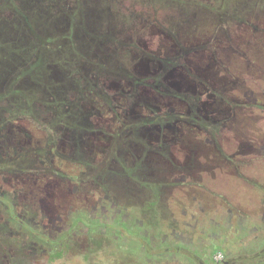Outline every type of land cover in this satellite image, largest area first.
Wrapping results in <instances>:
<instances>
[{
	"label": "rangeland",
	"instance_id": "1",
	"mask_svg": "<svg viewBox=\"0 0 264 264\" xmlns=\"http://www.w3.org/2000/svg\"><path fill=\"white\" fill-rule=\"evenodd\" d=\"M234 42L243 51L242 47L251 45L250 56L264 63V0H0V162L6 163L0 166L38 171L39 159L51 142L56 150L49 152L52 158L60 154L69 159L75 142L78 149L81 142L90 143L93 147L85 144L89 155L100 156L112 148L121 157L109 171L119 175L124 161L131 164L132 158L142 154L153 165L151 158L158 155L144 151L139 144L129 148L125 143L168 139L178 144L177 159H191L198 148L192 141L189 145L188 139L197 137L198 128L187 122L210 123L211 129H217L212 109L220 105V92L206 86L205 77H217L213 73L220 52L234 53ZM231 61L242 67L241 59L232 56ZM206 87L209 91L205 92ZM140 119L147 124L136 127ZM9 120L20 122L18 134L11 135L6 126ZM123 121L129 122L121 126ZM130 122L135 124L129 130ZM160 151L167 156L168 147ZM162 159L166 158L158 157ZM207 174L201 171L203 184L219 189L227 198L222 210L234 204L244 217L243 224L255 225L254 231L248 234L247 228L238 229L235 212L226 222L219 217L220 210L215 219L220 225L201 221L190 233L181 208L171 217L166 207L167 202L172 204L171 198L160 197L166 209L157 218L155 237H150L152 230L137 242L129 234L127 241L112 243L105 236H90L92 240L83 246L71 240L57 250V245L42 241L43 233L44 237L53 233L51 223L30 220L32 223H24L17 232L8 225L0 204V264H145L146 254H157L156 263L199 264L188 257L200 253L198 244L204 249L216 247L217 258L225 252L235 256L251 241L257 253L264 233L259 220L264 189L253 178L222 173L212 178ZM111 179L102 178L101 183L110 186ZM166 179L165 174L158 177V181ZM199 180L192 178L193 184ZM103 190L112 198H124L123 189ZM102 194H97L98 200ZM57 198L56 191L48 195L55 204ZM93 198L90 209L96 201ZM202 199L207 206L218 203L211 194H203ZM139 200L145 201L141 196ZM174 201L184 206L182 189H174ZM99 203L110 205L106 199ZM71 206L72 202L61 204L60 211L66 207L67 212ZM89 210H82L84 218ZM74 213L73 209L66 214L67 222ZM172 218L176 234L183 237L170 233ZM201 229L218 231L221 236L199 237ZM35 233L38 235L33 237ZM263 256L261 250L251 262L263 264Z\"/></svg>",
	"mask_w": 264,
	"mask_h": 264
},
{
	"label": "flooded vegetation",
	"instance_id": "2",
	"mask_svg": "<svg viewBox=\"0 0 264 264\" xmlns=\"http://www.w3.org/2000/svg\"><path fill=\"white\" fill-rule=\"evenodd\" d=\"M234 44L237 45V49L232 51L234 53L228 54L226 49H222L220 52L213 73L217 77H205L206 86L220 92L217 96L220 105L215 110L212 109V114H215L212 123L217 125V129H211L210 123L187 122L189 125L192 124L198 128L197 137L194 140L188 139L189 145L192 141L198 148V152L191 159H177L175 152L178 151V144L168 139H163L162 142L161 139H154L151 143L147 140V144L125 143L124 145L129 148L139 144L144 151H152L158 155L151 158L153 165L149 164V161L146 157H142V154L132 158L131 164L124 161L125 164H120L122 174L119 175L109 171L112 167L111 164L120 163L118 158L121 157L120 153L114 154L112 148L108 153L104 151L100 156L89 155L85 153L87 150L85 144L88 147H93L90 143L81 142V147L78 149L79 145L75 142L73 153L68 155L69 159L60 154H56L52 158L49 157V152L55 149L54 143L51 142L50 148L42 155V159H39L41 167L38 171H15L9 170V168L3 169L0 166V189L3 190L0 192V204L1 208L3 206L5 209L8 225L15 226V230L18 232L19 228L26 222L41 224L42 220H46L52 224L53 233H49L47 237H44L45 234L43 233L42 241L53 246L57 245L55 247L58 248L57 250L62 249L71 240L76 241V243L79 242L83 246L92 238L90 236H105L106 240L112 243L113 240L115 242L127 241L126 235L129 234L131 239H135L137 242L142 236L148 235V230H152L150 237H155L159 227L157 218L166 207L169 210V215L173 218H175V210L181 208L182 215L187 217L188 221L185 224L190 227V233L191 231L193 233L197 226L201 225V221L206 223L207 220V224L220 225L215 219L219 211L222 210V202L226 196L220 193L219 189L206 185L205 182L203 184L201 171H204L205 174L208 173L207 175L212 178H216L219 173H222L250 179L251 176L247 171L254 154L264 156V63L250 56L249 48L251 45L247 44V49L242 47L243 51L239 46L240 43L234 42ZM224 55H226L225 58ZM232 56L238 60L241 59L242 67L233 64ZM207 90L206 87L205 92ZM214 96L216 98V95ZM206 118L209 116L206 115ZM125 122L129 121H123L120 125L122 126ZM134 124L131 123L129 130ZM146 124L140 119L136 127H143ZM6 126L8 129L11 128V135L18 134L22 127L18 120L11 122L9 120ZM147 145L153 146V149H146ZM166 146L168 147L167 156L160 151ZM116 150L120 151L121 148ZM127 150L123 149L124 152ZM78 151H80L79 154ZM124 155L127 159V154ZM158 157L166 159L160 161ZM0 164L6 163L2 161ZM149 166L150 168H148ZM150 169L152 170L151 174ZM163 174L167 179L158 181L159 175ZM110 177H112L110 186L101 183L102 178L105 181H110ZM196 177H199L200 180L198 184H193L192 178ZM116 180L121 181V185L119 183L117 185ZM93 189L100 191H93ZM103 189H123L121 192L124 193V198L121 199L122 196L112 198V195L109 192L105 193ZM154 189H159V191ZM174 189H182L185 197L184 206L180 207L181 203L174 201ZM52 191L57 193L58 204L48 199V195L50 196ZM98 193H103L102 196H99V200L97 198ZM203 194H211L218 200V203L212 206L205 205L202 199ZM6 195L10 197L7 198ZM139 196L145 201L140 202ZM160 197H165L167 200L171 198L172 204L167 202L166 207L164 204L162 206L160 203L162 198ZM92 198L93 200L96 198V201L90 209ZM126 198L127 200H125ZM104 199L110 205H104V203L100 205L99 201ZM71 202L73 206L67 209V212L66 207L60 211L61 204L64 206ZM226 203L228 204V202ZM137 206H141V209ZM9 208L11 210L10 215L7 214ZM35 209L37 212L34 215L28 213ZM73 209L75 210L74 216L67 222L66 216ZM85 209H90L86 218L83 217L82 211ZM64 211L67 215L63 216L62 212ZM233 212H235L238 220V229L247 228L248 234L256 229L255 225L243 224V215L232 203L221 211L219 217H223L226 222H229L234 215ZM173 218L172 221L168 222V226L171 227L170 233L175 234L174 237H183L182 233L176 234L177 231L174 227L176 220ZM259 220L264 225V208ZM56 223L58 224L56 225ZM42 226L46 228L47 224H42ZM203 234L215 236V238L221 236L218 231L207 232L205 229H201L199 237ZM35 235L38 234L35 233L33 237ZM187 238L191 242L192 239L189 235ZM164 240V238L161 239V241ZM253 242L251 241L245 247H241L240 253L235 255L237 260L229 252L222 253L216 258L215 253L218 252V249L213 246L204 249V245L198 244L200 253L198 251L195 255L186 248L183 250L190 253L188 254L190 261L199 260V264H254L251 259L258 256L259 251H264V233L261 248L257 253L253 250ZM187 246L189 244H184V247ZM201 251L202 255H200ZM158 258L157 254H146L143 259L145 264L168 263V260L166 262L161 261V263L154 262ZM238 258H241V261L238 262ZM242 259H246V262Z\"/></svg>",
	"mask_w": 264,
	"mask_h": 264
},
{
	"label": "trees",
	"instance_id": "3",
	"mask_svg": "<svg viewBox=\"0 0 264 264\" xmlns=\"http://www.w3.org/2000/svg\"><path fill=\"white\" fill-rule=\"evenodd\" d=\"M248 174L251 178L257 180L260 185L264 189V156L254 154L252 161L249 164ZM7 214H11V210L7 209Z\"/></svg>",
	"mask_w": 264,
	"mask_h": 264
}]
</instances>
